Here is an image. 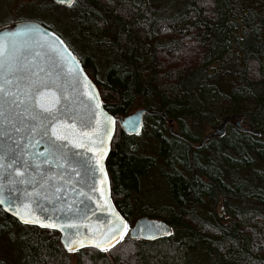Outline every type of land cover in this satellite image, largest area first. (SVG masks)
I'll use <instances>...</instances> for the list:
<instances>
[{"label":"trees","instance_id":"trees-1","mask_svg":"<svg viewBox=\"0 0 264 264\" xmlns=\"http://www.w3.org/2000/svg\"><path fill=\"white\" fill-rule=\"evenodd\" d=\"M46 1L82 4L71 27L31 18L69 46L92 43L75 53L106 110L118 117L149 109L138 134L116 123L106 158L111 196L127 220L157 217L172 232L67 251L56 230L0 209L17 263L71 264L72 252L74 264H264V0ZM231 114L259 133L230 119L222 135L197 145L199 124L211 129Z\"/></svg>","mask_w":264,"mask_h":264},{"label":"water","instance_id":"water-1","mask_svg":"<svg viewBox=\"0 0 264 264\" xmlns=\"http://www.w3.org/2000/svg\"><path fill=\"white\" fill-rule=\"evenodd\" d=\"M148 111L108 112L76 53L38 20L0 25V209L22 224L56 230L67 251L109 249L125 233L135 239L169 235L166 221L146 215L128 227L106 169L116 123L138 134ZM230 119L238 129L259 133L231 114L197 145L222 135Z\"/></svg>","mask_w":264,"mask_h":264},{"label":"rangeland","instance_id":"rangeland-1","mask_svg":"<svg viewBox=\"0 0 264 264\" xmlns=\"http://www.w3.org/2000/svg\"><path fill=\"white\" fill-rule=\"evenodd\" d=\"M25 1H31V0H25ZM33 1L35 5L39 4V6H43V7H39V8L34 7V6L26 7L27 5L25 6V3L24 2L21 3L20 0H4V2H2V4L0 5V20H4V18L6 17L7 19H9L13 17L14 15L18 16L20 14L22 18H29V17L30 18L31 17L43 18L47 22H50L49 20L51 21L54 20L53 23L55 24V26L59 25L58 21L60 20L56 21L57 19H61V20L65 19L63 20V22L66 24V21L68 20V23L70 24L69 26L71 27L73 25V21L70 20V18L74 16L79 9H81V5H82L78 1V3H76L74 7H69V8L63 7L64 9H62V7L57 6V5H47L48 2L46 0H33ZM175 1L176 0H174L173 3ZM173 7H174V4H173ZM63 22H62V25H63ZM65 32L66 30H64V33ZM108 32L112 33V30L109 29ZM110 35L111 34H109L108 36ZM91 46H93L91 42H89L88 40H82L81 43L80 44L78 43L77 45H75L74 43L72 44L70 43L69 47L75 52L77 50L76 48L78 49L81 48V50L89 51ZM93 49H96V48L93 47ZM97 54L99 58L101 59L102 53L97 52ZM196 130L199 131L200 134H205L208 130H210V126L199 124ZM133 217L135 216L130 217L131 222L134 220ZM16 226H15V230L11 228L12 230L15 231L14 233L22 229L20 225H16ZM12 232L13 231L11 232L8 231L7 235L5 234V232L0 233V255L1 257L3 256L5 258L7 264H18L17 254L15 252V242H14V237H13ZM74 262H75V254L70 252V263L74 264Z\"/></svg>","mask_w":264,"mask_h":264},{"label":"flooded vegetation","instance_id":"flooded-vegetation-1","mask_svg":"<svg viewBox=\"0 0 264 264\" xmlns=\"http://www.w3.org/2000/svg\"><path fill=\"white\" fill-rule=\"evenodd\" d=\"M21 1V3L22 2H24L25 0H20ZM2 2H4V0H0V5L2 4ZM54 2V1H53ZM56 3V2H55ZM57 4H59V3H57ZM17 5H18V3H17ZM61 5H63V4H61ZM65 6V5H64ZM70 6V5H69ZM18 7V6H17ZM22 19H32V18H22L21 17V15L19 14L18 16L17 15H14L13 17H11V18H9V19H7V17L6 18H4V20H0V25H2V24H5V23H8V22H10V21H13V20H22ZM168 129L170 130V132H173V133H175V134H177L176 133V131H175V129H173V127H172V125H168ZM110 189H111V187H110ZM113 199V202H114V204H115V206H116V208L120 211V208L117 206V204H116V202H115V200H114V198H112ZM121 213V212H120ZM139 216H142V215H136L135 217H134V219L135 218H137V217H139ZM147 216V215H146ZM148 217H152V216H148ZM157 218V217H156ZM127 220V219H126ZM133 222V221H132ZM132 222L130 221V220H127V225H128V227L132 224ZM126 234V233H125Z\"/></svg>","mask_w":264,"mask_h":264},{"label":"snow or ice","instance_id":"snow-or-ice-1","mask_svg":"<svg viewBox=\"0 0 264 264\" xmlns=\"http://www.w3.org/2000/svg\"><path fill=\"white\" fill-rule=\"evenodd\" d=\"M60 2L61 3H65V2H67V3H71L72 2V0H60ZM58 138H60V139H64L65 137H58ZM0 203H2V201H0ZM29 221H25V223H28ZM44 226H46V227H55V225H44ZM83 246V245H82ZM70 250H71V248H70ZM105 250H107V249H105Z\"/></svg>","mask_w":264,"mask_h":264}]
</instances>
